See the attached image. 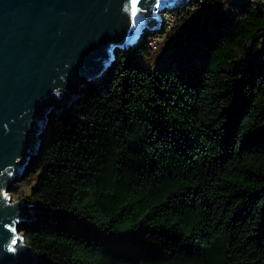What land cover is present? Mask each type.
I'll use <instances>...</instances> for the list:
<instances>
[{"label":"trees","instance_id":"obj_1","mask_svg":"<svg viewBox=\"0 0 264 264\" xmlns=\"http://www.w3.org/2000/svg\"><path fill=\"white\" fill-rule=\"evenodd\" d=\"M168 11L52 117L37 264H264V1Z\"/></svg>","mask_w":264,"mask_h":264},{"label":"water","instance_id":"obj_2","mask_svg":"<svg viewBox=\"0 0 264 264\" xmlns=\"http://www.w3.org/2000/svg\"><path fill=\"white\" fill-rule=\"evenodd\" d=\"M189 0H0V264H37L21 225L41 209L13 199L55 115L64 116L161 12Z\"/></svg>","mask_w":264,"mask_h":264},{"label":"rangeland","instance_id":"obj_3","mask_svg":"<svg viewBox=\"0 0 264 264\" xmlns=\"http://www.w3.org/2000/svg\"><path fill=\"white\" fill-rule=\"evenodd\" d=\"M190 1V0H189ZM188 1V2H189ZM187 2V3H188ZM177 10V8H173L172 11H175ZM169 12V11H168ZM163 13V12H162ZM165 17L167 18V20L169 21V23L173 20L172 19V15H169V13H167L165 15ZM166 19L163 20V22L165 21ZM156 30H161V27L156 29ZM160 40V37L158 38V40H153L151 39L150 40V43H155L157 41ZM150 61V58L146 60V63H148ZM25 176V175H24ZM35 182V177H24V178H21L19 180H14L12 182H10L9 184V189H10V192H11V195L13 197V199H16L19 195L20 196H23V197H26V195H28L29 191H30V187L31 185Z\"/></svg>","mask_w":264,"mask_h":264},{"label":"bare ground","instance_id":"obj_4","mask_svg":"<svg viewBox=\"0 0 264 264\" xmlns=\"http://www.w3.org/2000/svg\"><path fill=\"white\" fill-rule=\"evenodd\" d=\"M264 1V0H263ZM164 13V12H163ZM162 12H161V14H163ZM169 13V12H168ZM167 14V13H166ZM166 14H164L163 16H162V18L164 17L166 20H167V18L165 17V15ZM167 22L169 23V21L167 20ZM162 23H163V21H162Z\"/></svg>","mask_w":264,"mask_h":264},{"label":"snow or ice","instance_id":"obj_5","mask_svg":"<svg viewBox=\"0 0 264 264\" xmlns=\"http://www.w3.org/2000/svg\"><path fill=\"white\" fill-rule=\"evenodd\" d=\"M134 3H135V0H134Z\"/></svg>","mask_w":264,"mask_h":264}]
</instances>
